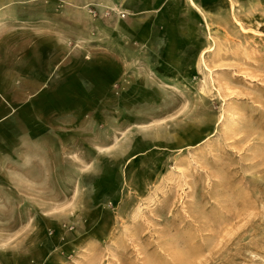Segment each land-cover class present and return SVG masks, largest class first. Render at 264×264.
<instances>
[{"label":"rangeland","instance_id":"1","mask_svg":"<svg viewBox=\"0 0 264 264\" xmlns=\"http://www.w3.org/2000/svg\"><path fill=\"white\" fill-rule=\"evenodd\" d=\"M0 264H264V0H0Z\"/></svg>","mask_w":264,"mask_h":264},{"label":"crops","instance_id":"2","mask_svg":"<svg viewBox=\"0 0 264 264\" xmlns=\"http://www.w3.org/2000/svg\"><path fill=\"white\" fill-rule=\"evenodd\" d=\"M51 70H52V64L50 65V67H48L47 69L44 67L43 69H42V71L43 72H51ZM39 73H41V72H39ZM40 75H42V73L40 74ZM37 79V78H36ZM45 81V78H43V80H41L40 82V86L38 87V88H42L43 87V82ZM13 111H14V109H13ZM31 132V131H30ZM25 136H27L29 139H34V135H31V134H29V132H27L26 134H25Z\"/></svg>","mask_w":264,"mask_h":264},{"label":"bare ground","instance_id":"3","mask_svg":"<svg viewBox=\"0 0 264 264\" xmlns=\"http://www.w3.org/2000/svg\"><path fill=\"white\" fill-rule=\"evenodd\" d=\"M191 3L193 4V2L191 1Z\"/></svg>","mask_w":264,"mask_h":264}]
</instances>
